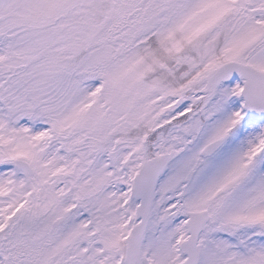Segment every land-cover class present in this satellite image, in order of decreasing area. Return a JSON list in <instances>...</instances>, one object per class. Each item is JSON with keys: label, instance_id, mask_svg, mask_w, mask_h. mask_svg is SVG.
Segmentation results:
<instances>
[{"label": "snow or ice", "instance_id": "6c2138e0", "mask_svg": "<svg viewBox=\"0 0 264 264\" xmlns=\"http://www.w3.org/2000/svg\"><path fill=\"white\" fill-rule=\"evenodd\" d=\"M0 264H264V0H0Z\"/></svg>", "mask_w": 264, "mask_h": 264}]
</instances>
